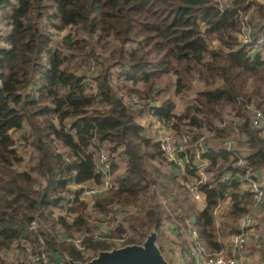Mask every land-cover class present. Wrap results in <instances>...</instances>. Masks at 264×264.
<instances>
[{
    "label": "trees",
    "instance_id": "trees-1",
    "mask_svg": "<svg viewBox=\"0 0 264 264\" xmlns=\"http://www.w3.org/2000/svg\"><path fill=\"white\" fill-rule=\"evenodd\" d=\"M0 23V264H25L40 249L50 258L54 252L84 260L61 234L84 233L85 251L93 253L116 241L139 242L153 224L159 241L164 223H172L170 242L190 263V245L222 250V238L236 231L250 202L239 189L244 169L264 168V135L250 124L253 109L264 117V53L253 47L264 41V6L256 0H0ZM67 26L73 31L51 45L52 32ZM94 44L109 50L101 55ZM193 80L201 86L175 113L171 94L189 93ZM223 106L234 117L226 119ZM142 117L188 130L190 142L203 134L199 128L212 132L207 138L217 144L205 141L202 169L211 175L197 182L199 210L187 187L199 179L192 155L180 171ZM15 130L31 148L21 168ZM228 136L231 150L222 146ZM100 153L113 182L92 196L90 207L103 219L126 212L104 230L90 223L78 187L99 181ZM238 156L242 165L234 163ZM224 198L226 219L216 227L213 209ZM189 216L194 242L185 236ZM260 220L264 225V214ZM254 241L262 261L264 237Z\"/></svg>",
    "mask_w": 264,
    "mask_h": 264
},
{
    "label": "built area",
    "instance_id": "built-area-1",
    "mask_svg": "<svg viewBox=\"0 0 264 264\" xmlns=\"http://www.w3.org/2000/svg\"><path fill=\"white\" fill-rule=\"evenodd\" d=\"M256 1L264 6V0ZM245 38L246 37H243L244 40ZM133 101L134 98L132 97L128 102ZM161 124V126L164 125L165 128L160 129L159 126L156 129L155 138L158 141L159 147L163 151L164 156L168 160L176 161L179 164L183 163L184 165L188 154L190 153L192 155L193 162L196 167V173L199 179H192L188 181L187 187L189 195L193 196L195 199H200L201 193L197 189V182H200L204 177V171L202 168L207 163V159L202 155V153L207 147L206 142L201 136L190 142L191 133L188 130L175 132L170 130L165 124ZM250 124L259 129L261 128L260 134L264 135V117L259 110L253 109L251 111ZM233 140V136L224 138L222 140V146L225 149L231 150L233 147ZM234 163L236 165H242L244 163V159L238 156ZM95 171L100 174L99 181L92 185H79L78 187H80L81 192L80 197H92L93 195L104 192L111 186L113 180L109 170V162L105 154L100 153L98 155L95 161ZM254 173L255 172L251 170L250 167H246L243 171L239 189L240 191H247L250 202L247 205L246 211L237 219L236 231L227 237V248L219 251L209 252L197 243L190 245L188 253L192 258L193 264L246 263L248 255L245 252V246L250 228L255 222L254 213L258 208L264 207V187L254 176ZM127 209L131 212L136 210L135 207L131 206L127 207ZM108 227L109 225H103L100 230H104ZM83 235L84 233L82 232L66 233L61 234L60 239L72 243L81 252H84L85 246L83 244ZM186 237L189 240H195V235H189L191 239L188 237V235H186ZM25 264H55V262L46 254L43 249H40L36 252L29 253L25 260Z\"/></svg>",
    "mask_w": 264,
    "mask_h": 264
},
{
    "label": "rangeland",
    "instance_id": "rangeland-1",
    "mask_svg": "<svg viewBox=\"0 0 264 264\" xmlns=\"http://www.w3.org/2000/svg\"><path fill=\"white\" fill-rule=\"evenodd\" d=\"M219 1L221 4H223V3L225 4L228 0H219ZM4 31L5 30L2 27V23H0V42H1L2 34ZM69 31L72 32L73 27L67 26V27L63 28L62 30L53 31L52 32L53 35H52L51 42H50L51 45L59 46L60 41H61V37L66 32H69ZM77 35L87 37V34L85 32H82V31H78ZM210 44L212 46H215L218 43L215 40H212ZM94 46L96 47V51L98 53H100L101 55H105L109 50V47L102 48V47H99L97 44H94ZM253 47L256 50H259L261 53H264V41L258 42V44L253 45ZM85 68L86 67L84 65H81V69L79 71L85 72ZM112 77H114V74L112 75ZM127 83H129V82H127ZM134 86L139 88V87H141V83L136 82L134 84ZM200 86H201L200 82L193 80L192 81V89L190 90L189 93H187V94H171L172 99L174 101V112L175 113H179L182 111V109H183L184 105L187 103L188 99L190 97H192L194 90L199 88ZM222 108H223V112H224V117L226 119H231L232 117H234V115H235L234 110H231L229 106H223ZM142 118H140L141 119L140 121L143 123V126L145 128L149 127L150 129H154L151 134H156L155 129H157L159 126H160V129L165 128L164 125L161 126L162 122L160 123L159 121H154V120L151 121L150 119L147 120L146 117H142ZM145 120L148 122L149 125L147 123H145ZM153 121H154V123L152 124ZM192 129L194 130V128H192ZM197 131L203 133L201 135V137L204 141H206V139L208 141L209 135H212L211 131L204 129V128H199ZM11 134H12L13 138L15 139V146H16L18 152L23 157V160H22L21 164L19 165V168H21L26 163L29 162V156L31 154V148L29 146L23 147L22 141L17 138L19 135V132L17 130L12 131ZM210 141L213 142L214 144H217V141L214 138H211L209 140V142ZM239 148L243 149V150H241V154L247 152V149L244 145H240ZM181 164L183 166V163H181ZM162 167H163V170H167L166 166H162ZM121 168H122V164L119 163L117 172L120 171ZM178 168H180V166ZM254 172H255L254 176L258 179L260 184L264 187V168L263 169L262 168L257 169ZM226 174H227V172L225 173V175ZM210 175H211V173L204 172V177L202 178L201 181L210 178ZM83 199H85V201L87 203L86 211L90 215L89 221L92 224L97 223L98 230H100L103 225L115 226L114 225L115 222H118L119 220H121L122 216L125 215V213H126L125 209H124V210H122V212L116 213L115 218L113 220L111 218L112 217L111 214L106 215L103 219V218H100V216L95 211H93V209H91L90 205L93 202L92 197H83ZM199 200L200 199H195L193 196L189 195V201H191V203L197 204L196 202ZM161 202H162V199H161ZM228 204H229L228 198H224V199L220 200L218 202V204L216 205V207L213 209V216H214V222H215L216 227H218L219 222L221 220H223L224 218L226 219V215H224V213L228 207ZM263 214H264V207L258 208L257 211H255V213H254L255 222H254L253 226L250 228V233L248 235V241H247L246 246H245V252L248 255L247 256L248 259L246 261V264H264V260H262V261L258 260L259 250L257 248L255 241H254L258 234H261L262 238L264 237V225H263L262 221L260 220ZM95 229L96 228H94V230ZM167 234L170 235L169 232ZM218 236H219V234H218ZM228 236H229V234H227L225 237L222 238L223 249H225V247L227 248V243H228L227 237ZM171 238H173V236H165V234H163V236H161L159 241L157 240L158 245L159 244L162 245L161 251L163 252L165 257L167 259H169L171 261V263H173V264H179V262H181L178 260L179 258L182 259L183 264H192L189 262V258L183 257L182 255L181 256L179 255V253L177 252L178 248L170 242ZM119 244H120L119 241H116L114 245H119ZM248 251H249V254H248ZM83 253H84V256H86V258H88L94 252L92 253V251L88 250V251H85ZM27 255H29V254H27ZM51 256H52V259L55 262V264H65L62 254L52 252Z\"/></svg>",
    "mask_w": 264,
    "mask_h": 264
},
{
    "label": "water",
    "instance_id": "water-1",
    "mask_svg": "<svg viewBox=\"0 0 264 264\" xmlns=\"http://www.w3.org/2000/svg\"><path fill=\"white\" fill-rule=\"evenodd\" d=\"M155 225H151L139 242L96 249L84 260L73 259L63 253L65 264H170L158 245Z\"/></svg>",
    "mask_w": 264,
    "mask_h": 264
},
{
    "label": "crops",
    "instance_id": "crops-1",
    "mask_svg": "<svg viewBox=\"0 0 264 264\" xmlns=\"http://www.w3.org/2000/svg\"><path fill=\"white\" fill-rule=\"evenodd\" d=\"M143 119V118H142ZM141 120V119H140ZM141 122V121H140ZM145 123H147V121L145 120ZM154 123V121L152 122V124ZM141 124H143L142 122H141ZM154 126V125H153ZM154 129H150L149 128V132L150 133H152V131H153ZM155 131H156V129H155ZM148 132V133H149ZM155 135V134H154ZM176 163H178V162H176ZM179 164V163H178ZM179 166H180V171H182V168H183V166L182 165H180L179 164ZM180 173H182V172H180ZM180 181H182V179L180 178L179 179ZM87 184H91L90 182H88ZM199 202V203H198ZM197 204H193V207H194V209L195 210H199L202 206H203V195L202 194H200V200L199 201H197L196 202ZM185 221H186V223H187V227H188V230L185 232V236L186 235H188V237H189V235H195V238H196V229H195V227H194V225H193V216H189V217H187L186 219H185ZM163 228H164V234H165V236H175V230H174V227H173V225H172V223H164L163 224ZM169 232V234L170 235H168L167 233ZM249 233H250V231H249ZM249 233H248V235H249ZM190 238V237H189ZM191 239V238H190ZM247 241H248V237H247ZM226 248V247H225ZM169 260V259H168ZM178 260H180L181 261V259H178ZM192 264H193V262H192ZM244 264H246V263H244Z\"/></svg>",
    "mask_w": 264,
    "mask_h": 264
}]
</instances>
